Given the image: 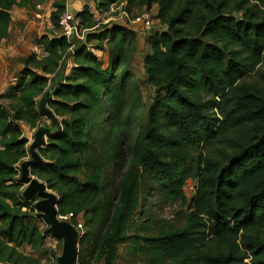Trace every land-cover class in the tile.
Returning a JSON list of instances; mask_svg holds the SVG:
<instances>
[{"label": "trees", "instance_id": "trees-1", "mask_svg": "<svg viewBox=\"0 0 264 264\" xmlns=\"http://www.w3.org/2000/svg\"><path fill=\"white\" fill-rule=\"evenodd\" d=\"M44 1L0 0V43L14 6ZM122 3L128 12L157 5L166 25L144 58L157 88L146 112L132 74L134 31L97 20L86 4L77 14L85 38L67 37L60 24L67 0L52 5L47 55L21 58L14 86L0 93V264H41L20 249L37 250L51 236L33 215L38 197L26 201L20 181L29 155L21 125L40 126L43 98L61 129L39 149L43 161L32 174L59 196L60 215L94 208L110 218L97 245L107 264L136 227L142 189L186 201L190 181L185 224L156 221V234L131 235V249L145 264H264V0H97L96 7ZM108 45L101 60L94 50ZM121 166L103 210L110 172Z\"/></svg>", "mask_w": 264, "mask_h": 264}, {"label": "rangeland", "instance_id": "rangeland-1", "mask_svg": "<svg viewBox=\"0 0 264 264\" xmlns=\"http://www.w3.org/2000/svg\"><path fill=\"white\" fill-rule=\"evenodd\" d=\"M53 3L54 0H45L40 4L34 3L28 7H19L14 14L15 23L10 34L13 36L17 33L22 36L32 37V40L35 42H40L43 34L48 32V17L53 9ZM124 5L125 4L122 3L118 6H114L108 12L95 10L92 5L93 14L97 20H100L103 23L112 22L120 26L123 25L134 31L135 38L133 41L132 58L137 69L133 70L132 74L139 79V88L144 100V111L146 112L147 106L153 101L157 94V88L149 81L148 75L145 73L146 67L144 65V58L147 54L151 53L152 42L154 41L156 33L165 29L166 25L160 23V20L156 17L158 11L157 5H155L156 7L147 10L153 16L152 27L149 29L144 27L142 20H136L137 16L145 11V8L135 5L131 8V11L128 12L124 9ZM19 22L22 23L23 26H20ZM82 30L78 27V36L79 38L84 39V34L87 31ZM96 42L97 41H95V43ZM110 46L111 45L107 46L105 52L97 49H95L94 52L101 60L106 61V53L109 51ZM142 122L143 124H146L147 118H144ZM42 124L49 126L51 124V119L43 114L40 125ZM37 128L38 127L30 129L27 146H29V143L33 139L31 133L34 134ZM97 151L98 149L95 146L93 152L96 153ZM29 157L30 154L25 159H28ZM124 171L125 167L121 166V169L114 168V170L110 172L107 186L108 194L107 197L105 195L104 201L101 203L103 210L106 208L107 202L110 201L112 197L116 196L115 190L119 187ZM80 178L83 179L82 176H80ZM193 186V182H188L185 189L187 197L186 201H177L173 203L164 200L158 189L149 190L147 192V190H144L143 188L141 192L143 198L133 217L136 227L133 230H129V238L127 241L119 245L115 264H145V255L139 254L131 249L135 240L130 238L131 235L156 234L158 232V227L155 223L156 221L173 225L175 227L183 226L186 217L192 212L191 199L195 191ZM23 188H25V185ZM98 212L94 208H89L86 213H81L75 218L63 216V218L74 224L80 233L78 259L76 264H107L105 258L100 256L97 245L100 241V227H102L104 223L103 226L109 224L110 218L107 216L105 217L102 213ZM39 213L40 212L37 210L33 215L35 216L39 227L43 228L45 224L39 218ZM105 228L106 227H104V229ZM62 248L63 240L56 238L51 234V236L45 240L43 247L33 250L28 246H24L20 250L33 257L39 258L41 264H58L57 258L61 254ZM42 249H46V251H42Z\"/></svg>", "mask_w": 264, "mask_h": 264}, {"label": "water", "instance_id": "water-1", "mask_svg": "<svg viewBox=\"0 0 264 264\" xmlns=\"http://www.w3.org/2000/svg\"><path fill=\"white\" fill-rule=\"evenodd\" d=\"M40 109L44 115L51 119L49 126L40 125L33 134L28 150L30 157L20 164V181L25 185L23 197L32 201L37 196L35 208L41 213L44 221L49 226V232L56 238L63 240V248L58 256V264H76L78 259L79 230L70 221L59 214V196L50 190L46 183L32 174V167L43 161L39 149L47 144L50 135L61 129L59 118L45 103V98L40 101Z\"/></svg>", "mask_w": 264, "mask_h": 264}, {"label": "crops", "instance_id": "crops-1", "mask_svg": "<svg viewBox=\"0 0 264 264\" xmlns=\"http://www.w3.org/2000/svg\"><path fill=\"white\" fill-rule=\"evenodd\" d=\"M86 4L89 5L92 12V5L95 10H97V0H68L67 2V11L70 13L73 23L78 26L80 24V19L77 17V14L82 11ZM153 7L156 6L154 5ZM18 8V6L13 7L11 12L12 20L9 26L8 35L0 43V93L8 92L14 86L17 76L22 69V65L19 62L21 58L26 57L31 52H36L40 57L47 55L42 39L40 42H35L32 40V37L22 36L17 33L13 36L10 34L15 23L14 14ZM49 17V23H47V25L48 28H52V23ZM19 25L23 26L20 22ZM21 128L23 129L26 138H29L30 129L32 128L26 124H22ZM31 135H33V133H31Z\"/></svg>", "mask_w": 264, "mask_h": 264}, {"label": "built area", "instance_id": "built-area-1", "mask_svg": "<svg viewBox=\"0 0 264 264\" xmlns=\"http://www.w3.org/2000/svg\"><path fill=\"white\" fill-rule=\"evenodd\" d=\"M136 20L138 21L142 20V23L144 24L145 28L149 29L152 27L153 16L147 10L143 11L139 16H137ZM60 24H61V32L64 35H66L67 37H70L73 33H75L78 36V25L73 23L72 17L67 10L62 15ZM193 187H194L193 189L195 190V186Z\"/></svg>", "mask_w": 264, "mask_h": 264}]
</instances>
